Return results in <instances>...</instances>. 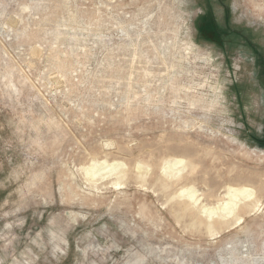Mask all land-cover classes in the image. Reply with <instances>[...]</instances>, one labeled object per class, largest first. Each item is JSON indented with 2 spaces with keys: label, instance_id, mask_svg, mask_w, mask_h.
<instances>
[{
  "label": "rangeland",
  "instance_id": "374dc122",
  "mask_svg": "<svg viewBox=\"0 0 264 264\" xmlns=\"http://www.w3.org/2000/svg\"><path fill=\"white\" fill-rule=\"evenodd\" d=\"M207 1L0 0V264H264V0Z\"/></svg>",
  "mask_w": 264,
  "mask_h": 264
},
{
  "label": "bare ground",
  "instance_id": "6f19581e",
  "mask_svg": "<svg viewBox=\"0 0 264 264\" xmlns=\"http://www.w3.org/2000/svg\"><path fill=\"white\" fill-rule=\"evenodd\" d=\"M184 164V161L183 160H174V161H171L170 163L166 164V167L167 169L166 170H169V169H177V167L179 165H183ZM102 166H104V168L106 169L107 167H111L112 169H114L115 167H117V165H114V164H111L110 166H108L105 162H103V164H101ZM119 168V167H118ZM103 169V168H102ZM88 171H90V169H87ZM165 171V169H164ZM171 175V174H170ZM169 175V176H170ZM124 177V176H123ZM117 181V180H116ZM113 183V182H112ZM111 183V184H112ZM110 184V185H111ZM117 185V184H115ZM119 185V184H118ZM114 187V186H113ZM119 187V186H118ZM183 192V190H181L180 194ZM186 192V196L188 198V201L189 202H192V203H195L197 201H199L197 198H195V194L193 191H190V190H187L185 191ZM239 195H244L246 199H249L251 197V192L248 190V189H243L241 190L240 194ZM234 204V203H232ZM229 205L228 204H224L222 207H217L215 211H211V209H207L205 206H202L201 207V211L202 213H209V215H214V214H217L218 211H222L223 213L222 214H226V215H230V214H233L234 211H230L231 209H229L228 207ZM235 207V205H234ZM246 207V206H245ZM243 208V209H246V208ZM248 208V207H247ZM225 217V216H223Z\"/></svg>",
  "mask_w": 264,
  "mask_h": 264
},
{
  "label": "flooded vegetation",
  "instance_id": "af4514ba",
  "mask_svg": "<svg viewBox=\"0 0 264 264\" xmlns=\"http://www.w3.org/2000/svg\"><path fill=\"white\" fill-rule=\"evenodd\" d=\"M207 4H211V2L208 0V1H207ZM205 7H206V6H205ZM208 13H209V12H208Z\"/></svg>",
  "mask_w": 264,
  "mask_h": 264
}]
</instances>
